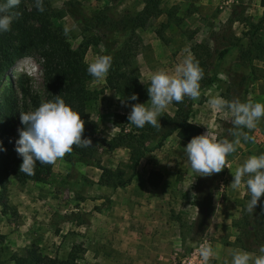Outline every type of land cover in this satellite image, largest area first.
<instances>
[{"label": "rangeland", "instance_id": "1", "mask_svg": "<svg viewBox=\"0 0 264 264\" xmlns=\"http://www.w3.org/2000/svg\"><path fill=\"white\" fill-rule=\"evenodd\" d=\"M68 1L78 2L86 16L104 12L108 19L124 13L134 15L143 5V0H47L53 12ZM160 10L161 15L149 20L145 28L135 30L139 45L131 64L138 71L139 81L150 80L158 70L174 74L194 43L213 50L226 49L215 66L212 85L193 100L189 121L200 127L201 134L209 130L218 141H231V113L215 112L208 100L221 96L229 101L239 98L241 102L264 103V53L260 61H252L251 71L245 57L237 60L245 50V35L250 30L243 20L255 23L263 15L259 31L263 37L264 11L258 7V0H162ZM167 14L173 21L163 29L166 41L161 42L154 32L165 23ZM52 24L63 33L69 29L64 35L71 49L99 32L96 28L82 33L68 15L52 18ZM101 51L102 44L89 48L84 63L88 66L94 62ZM235 73L246 79L238 92H231ZM17 80H28L44 102L41 71L35 59L18 60L3 78L0 92L9 81L16 85ZM85 85L87 90L97 91L104 86V79L91 77ZM130 111L131 105L119 103L110 90L86 105V113L97 124V136L105 139L117 132L111 116ZM172 112L170 105L163 111ZM243 131L249 132L246 128ZM249 135L255 136V142L241 140L236 152L227 157L230 168L208 177L192 170L185 155L187 144L172 134L160 149L140 160L130 182L120 188L100 187L96 185L98 170L80 163L70 165L62 159L52 165V175L43 182L18 184L8 178L4 192H0V261L12 264L11 255L22 256L32 246L44 256L64 259L70 246L79 244L83 249L81 264H202L197 249L207 242L217 253L209 264H230L232 250H240L229 245L236 236L231 222L246 206L247 192L246 185L237 190L229 185L232 174L247 158L264 154V118ZM18 139L16 131L15 142ZM97 154L102 166L110 169H124L127 163L123 149H99ZM150 170L162 174L156 189L146 183ZM253 254L264 255L259 250Z\"/></svg>", "mask_w": 264, "mask_h": 264}, {"label": "trees", "instance_id": "2", "mask_svg": "<svg viewBox=\"0 0 264 264\" xmlns=\"http://www.w3.org/2000/svg\"><path fill=\"white\" fill-rule=\"evenodd\" d=\"M162 0H143L141 9L131 15L124 13L118 18L108 19L104 12L86 16L79 7L78 2L68 1L62 8L53 12L47 0H43L45 11L39 12L35 7V0H21L18 8L22 15L13 21L11 31L0 33V87L3 78L10 68L23 58H33L41 71L44 102L53 101L55 95H60L73 109L78 110L85 121L83 138H91L93 146L84 148L73 146V151L62 159L68 164L80 163L99 171L96 185L116 189L127 185L135 174L140 160L148 153L162 147L164 141L172 134L188 144L197 135H201L199 126L189 121L193 100L185 97L183 103L173 102L171 115L162 113L159 122L162 128L157 131L151 125L137 128L130 124L128 114H113L111 125L117 130L112 137L105 139L97 136V124L86 113L87 103L96 100L105 90L112 91L121 103V100L137 94L138 99L128 101V105L148 102L150 97L147 88L150 80L139 81L138 71L132 66L139 45L136 29L146 27L149 20L161 15L160 2ZM5 2V0H0ZM258 7L264 11V0H258ZM68 15L78 29L90 32L98 29L99 32L83 38L80 43L71 49L61 28L52 24V18H62ZM172 16L166 15L165 23H161L154 34L165 42L163 29L171 22ZM244 25L250 29L246 33V47L237 60L246 58L249 71L252 61H260L264 53V36L259 35L262 29L263 15L253 23L243 20ZM177 24V23H176ZM102 44L103 51L98 57L109 55L113 58L112 67L106 78L104 86L97 91H89L86 82L92 77L88 74V66L84 63V56L89 48ZM191 56L199 61L205 76L202 79L201 90L210 87L213 83L215 66L227 52L226 49L213 50L203 43H194L189 47ZM235 78L238 80H235ZM240 74L232 75L230 91H239L245 81ZM41 105L40 98L30 87L29 81L17 80L16 85L8 82L2 86L0 92V192H4L8 178L18 184L26 182H43L52 175V165H40L37 161L35 175L28 176L20 173L19 167L23 158L16 152L15 132L24 127L20 122V113L34 111ZM19 133V132H18ZM112 152L123 149L127 152L125 168L110 169L102 166L98 157V150ZM128 172V175L126 174ZM162 182V174L150 170L146 176V183L156 189ZM245 200L248 203L250 194L246 187ZM247 205V204H246ZM176 222L181 225L179 219ZM236 231L234 242L229 244L242 251L255 253L264 245V195L250 214L246 206L242 207L239 217L231 222ZM1 239V238H0ZM83 249L79 244L70 246L64 259L48 257L40 254L32 246L24 255H11L12 264H81L79 262ZM0 264H3L0 261Z\"/></svg>", "mask_w": 264, "mask_h": 264}, {"label": "clouds", "instance_id": "3", "mask_svg": "<svg viewBox=\"0 0 264 264\" xmlns=\"http://www.w3.org/2000/svg\"><path fill=\"white\" fill-rule=\"evenodd\" d=\"M20 3L21 0L0 2V33L11 31L13 21L22 15L19 11H14ZM35 7L41 13L45 11L43 0H35ZM68 32L66 27L64 34L67 36ZM112 63L111 56H100L88 65L87 72L97 80H102L109 73ZM204 76L199 61L191 55L176 66L174 74L158 70L150 77V85L147 88L149 101L132 104L127 116L128 121L137 128L151 125L159 131L162 128L159 117L170 104L183 103L185 97L199 99L200 82ZM137 99V94H132L121 100V103L128 106L129 100ZM208 104L215 112L231 113L232 127L228 132L233 139L230 141L224 138L218 141L208 130L190 140L185 147V155L192 170L199 173L198 176L204 177L219 174L225 167L230 168L227 157L236 152L241 140L255 142V136L249 135V132L256 129L261 118H264V103L241 102L239 98L229 101L221 96H213L208 100ZM20 122L24 127L18 129L16 152L23 158L19 167L20 173L28 176L35 175L37 161L40 165H55L66 154L72 153L73 146H93L91 138H83L85 121L81 114L66 104L60 95H55L53 101L41 103L34 111L21 112ZM245 128L249 132L243 131ZM232 175L234 179L229 186L237 190L242 184L246 185L250 194L246 210L253 214L258 201L264 195V154L250 156ZM192 195L194 197L196 194ZM259 252L264 253V245L260 247ZM197 255L202 264H209L210 259L217 253L212 245L206 242L197 249ZM230 264H264V255L255 256L251 252L233 249Z\"/></svg>", "mask_w": 264, "mask_h": 264}, {"label": "built area", "instance_id": "4", "mask_svg": "<svg viewBox=\"0 0 264 264\" xmlns=\"http://www.w3.org/2000/svg\"><path fill=\"white\" fill-rule=\"evenodd\" d=\"M191 257H193L194 259L196 258V256L194 255V252L191 254ZM181 264H184V261H181ZM187 264H190V261H188Z\"/></svg>", "mask_w": 264, "mask_h": 264}]
</instances>
